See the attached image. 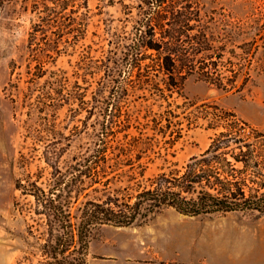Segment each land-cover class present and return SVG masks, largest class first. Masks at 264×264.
<instances>
[{"label":"rangeland","instance_id":"rangeland-1","mask_svg":"<svg viewBox=\"0 0 264 264\" xmlns=\"http://www.w3.org/2000/svg\"><path fill=\"white\" fill-rule=\"evenodd\" d=\"M150 1L0 2V264H38L47 228L24 188L37 182L48 191L51 164L69 180L64 198L79 216L86 200L133 196L150 177L205 151L216 131L204 119L189 124L202 103L264 131V0H167L170 11L200 10L215 44L225 46L224 62L247 64L238 87L250 75L237 90L194 73L180 91L169 90L156 67L145 71L151 60L141 72L125 60ZM220 69L231 76L225 63ZM261 218L257 211L191 217L169 208L146 223L97 226L87 263L185 264L160 257L188 260V242L198 252L204 237L253 230Z\"/></svg>","mask_w":264,"mask_h":264},{"label":"trees","instance_id":"trees-1","mask_svg":"<svg viewBox=\"0 0 264 264\" xmlns=\"http://www.w3.org/2000/svg\"><path fill=\"white\" fill-rule=\"evenodd\" d=\"M166 2L150 1L143 26L125 54L129 65L141 72L142 61L151 60L145 71L154 67L162 71L171 91H180L187 76L194 73L219 88L240 90L250 78L247 74L237 86L238 73L247 64H238V70L231 60L224 62L225 46L215 44V35L200 10L190 6L170 11ZM221 63L231 76L220 69ZM192 114L190 125L204 119L207 128L216 131L209 147L181 169L163 170L150 177L148 185L133 196L109 194L105 200H86L79 207V216H74L69 199L64 198L69 180H63L62 170L54 164L55 182L48 191L37 182L24 188V193L34 197L35 214L44 217L47 228L38 247V264H88L95 227L146 223L164 209L191 217L252 211L264 214V131L216 103H202ZM47 159L51 163L52 158Z\"/></svg>","mask_w":264,"mask_h":264},{"label":"crops","instance_id":"crops-1","mask_svg":"<svg viewBox=\"0 0 264 264\" xmlns=\"http://www.w3.org/2000/svg\"><path fill=\"white\" fill-rule=\"evenodd\" d=\"M187 244L191 252L188 260L173 258L169 253L160 258L185 264H264V218L253 230H224L204 237L198 244L201 248L198 252Z\"/></svg>","mask_w":264,"mask_h":264}]
</instances>
